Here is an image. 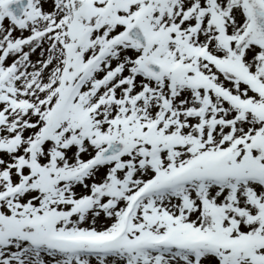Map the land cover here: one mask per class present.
Listing matches in <instances>:
<instances>
[{"label": "snow or ice", "instance_id": "6c2138e0", "mask_svg": "<svg viewBox=\"0 0 264 264\" xmlns=\"http://www.w3.org/2000/svg\"><path fill=\"white\" fill-rule=\"evenodd\" d=\"M0 264H264V0H0Z\"/></svg>", "mask_w": 264, "mask_h": 264}]
</instances>
